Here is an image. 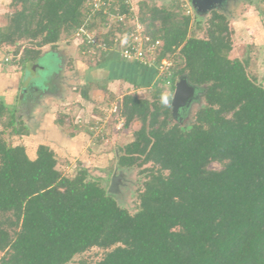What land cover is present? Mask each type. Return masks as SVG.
Instances as JSON below:
<instances>
[{
  "label": "trees",
  "instance_id": "obj_1",
  "mask_svg": "<svg viewBox=\"0 0 264 264\" xmlns=\"http://www.w3.org/2000/svg\"><path fill=\"white\" fill-rule=\"evenodd\" d=\"M88 2L11 0L0 45L13 47L12 63L25 70L42 47L73 41ZM179 10L138 7L145 32L161 42L157 60L174 65L168 94L149 84V98L121 99L124 127L136 120L139 128L119 146L117 165H148L134 213L85 168L72 177L60 172L48 146L29 158L23 145L6 141L5 132L27 135L26 112L0 99V264H67L93 247L104 250L95 264H264V87L249 76L248 58L227 56L223 14L214 11L198 37ZM180 77L203 99L188 126L172 123Z\"/></svg>",
  "mask_w": 264,
  "mask_h": 264
},
{
  "label": "rangeland",
  "instance_id": "obj_2",
  "mask_svg": "<svg viewBox=\"0 0 264 264\" xmlns=\"http://www.w3.org/2000/svg\"><path fill=\"white\" fill-rule=\"evenodd\" d=\"M239 2L241 1L231 0L226 5L232 8ZM251 2L250 11L246 13L247 22L250 20L248 31L234 33L235 30L231 29L227 21L231 32L230 50L227 56L248 58L249 76L264 87V7H258L261 2L263 4V0H251ZM143 3L158 7L172 3L178 5L181 10L179 13H185L180 7V0H138V7ZM189 3L191 34L204 37L211 14L214 11L223 14L222 9L215 5L211 8L198 9L190 0ZM233 9L236 10V7ZM12 11L11 0H0V19L5 25L7 15ZM138 14H141L140 11ZM243 14L244 10L239 9L236 17ZM197 22L200 25L197 26ZM98 31L101 30L98 29ZM56 46L55 50L49 45L44 46L42 55L44 57L40 55L41 58L37 60L39 67H44L43 69L38 67L35 70L38 64H33L25 71L19 66L27 89L25 88L24 93L19 90L16 96L18 100L17 98L13 100L9 108L20 107L25 110L26 115L23 120L27 125L28 133L12 135L5 132L4 138L13 145H23L29 158L35 156L38 145L48 146L55 152V167L60 172L72 177L78 169L85 168L90 177L99 180L106 191L114 196L120 207L134 213L138 204L137 193L145 178L142 170L148 165L120 168L117 165V159L119 146L133 138L139 123L134 120L124 127L113 118L98 135L89 132L87 125L97 118L103 119L111 102L117 101L120 104L124 94L130 93L139 98H149L152 91L149 84L153 81V74L151 75L150 70L147 71L131 62L122 61L117 52L107 53V58L102 64L101 61L97 62L99 57L91 60L87 55L79 53V42L72 41L71 38H62ZM12 52L13 47L5 51L9 63L13 60ZM3 56L4 52L0 51V64L3 63ZM176 56L177 53L173 56L175 60H177ZM7 67L10 66L2 65V69ZM141 73L145 75L142 79L139 75ZM136 82L139 84L136 85ZM7 83L5 82L6 86H8ZM46 84L49 87L38 88ZM199 89L201 88L195 86L192 98L185 106L178 109L185 113L183 119H178V110L175 113L172 112V123H178L181 126L191 124L195 111L203 104ZM168 90L169 88L162 87L164 95L168 94ZM7 97L12 100L9 95ZM43 106L48 107L49 111L37 110ZM53 122L57 124V129L54 127L56 131L52 129ZM209 167L219 169L221 166L217 162H212ZM112 176H116L115 187L113 192H109ZM103 254L104 250L93 247L76 255L67 264H95Z\"/></svg>",
  "mask_w": 264,
  "mask_h": 264
},
{
  "label": "built area",
  "instance_id": "obj_3",
  "mask_svg": "<svg viewBox=\"0 0 264 264\" xmlns=\"http://www.w3.org/2000/svg\"><path fill=\"white\" fill-rule=\"evenodd\" d=\"M88 7L84 23L72 32L73 40L79 42V53L95 60L102 54L117 52L124 61L152 69L154 82L151 86L158 84L169 88V78L174 65L172 59L166 56L157 60L161 42L158 39L152 40L145 32L133 0H89ZM180 7L186 14L189 13L188 0H180ZM100 16L105 21L98 24ZM115 102H111L103 119L97 118L87 125L89 132L97 135L102 133L105 125L113 118L123 125L119 115L120 104Z\"/></svg>",
  "mask_w": 264,
  "mask_h": 264
},
{
  "label": "crops",
  "instance_id": "obj_4",
  "mask_svg": "<svg viewBox=\"0 0 264 264\" xmlns=\"http://www.w3.org/2000/svg\"><path fill=\"white\" fill-rule=\"evenodd\" d=\"M134 1V7L137 8L138 10V0H133ZM228 1H231V0H207V3L206 5H204L205 7H208V8H211L212 6H218L219 9L221 8L222 9V13L223 15L226 17V20L229 21V24L231 25V29H234L235 32L234 33H240L242 30H247L248 31V27H250L248 25V21L247 22V19H246V16L249 11H250V7L252 6V2L251 0H240L241 2L239 3H236L233 7H236V10L233 9V7L231 8V6L228 8V6L226 5ZM232 1H236V0H232ZM238 2V0H237ZM235 3V2H234ZM188 5L190 7V3H189V0H188ZM258 6V5H257ZM263 4L261 2V5L258 6V7H262ZM246 8V9H245ZM239 9L241 10H244V14L243 15H238V17H236V14L238 13ZM224 10V11H223ZM236 13V14H235ZM5 24L3 23V20L0 19V27L4 26ZM7 47L5 46H1L0 45V51L4 52V56H3V63H1L0 65V99L4 102V104L7 106V107H11V103L13 100H15L17 98L18 100V97L17 94L19 92V90H21L23 93L25 91V88L27 89V84H25V82L23 81V74L21 73V70H20V67L19 66H16L14 65L13 63H9L8 61V57L5 56V51H6ZM45 47H42V53H41V56L43 55V51H44ZM45 53V52H44ZM110 53V52H109ZM108 53V54H109ZM40 56V58H41ZM44 57V56H42ZM107 58V55H105V59H103L101 61V64L102 62H105ZM120 58V57H119ZM121 59V58H120ZM39 60V59H38ZM122 60V59H121ZM124 61V60H122ZM6 66H10V67H7V68H3L2 69V65H5ZM34 64H38L35 68V70L39 67V62L36 61ZM133 64V63H132ZM135 65V64H134ZM33 66V64L31 65V67ZM139 67V66H138ZM44 67H39V69H43ZM142 68V67H141ZM145 69V68H144ZM26 70V69H25ZM24 70V71H25ZM34 70V71H35ZM145 70H150L151 71V75L153 74V81L151 83L154 82V73H153V70L152 69H145ZM140 75V78L142 79L143 76H145L143 73L139 74ZM5 82H8L6 86ZM27 83V82H26ZM150 83V84H151ZM50 85V84H49ZM49 87L48 84L44 85V86H41V87H38V88H41V89H45V87ZM10 90V91H8ZM49 90V89H48ZM47 90V91H48ZM11 97V95H13ZM10 96L12 100H10L9 97L7 96ZM7 97V98H6ZM6 98V99H5ZM17 104V103H16ZM38 106V105H37ZM36 109V108H35ZM46 109L49 111L48 107L46 106H43V108H37V110H40V112H46ZM45 110V111H44ZM25 121V120H24ZM39 125V124H38ZM27 126V125H26ZM52 129L54 131H56L57 129V124L55 122L52 123ZM56 129H55V128ZM55 151V150H54Z\"/></svg>",
  "mask_w": 264,
  "mask_h": 264
},
{
  "label": "water",
  "instance_id": "obj_5",
  "mask_svg": "<svg viewBox=\"0 0 264 264\" xmlns=\"http://www.w3.org/2000/svg\"><path fill=\"white\" fill-rule=\"evenodd\" d=\"M194 7L204 8L207 0H190ZM195 86L190 84L185 77H180L175 83L171 99L172 112L175 113L180 107L185 106L194 94ZM116 176H112L109 192H113Z\"/></svg>",
  "mask_w": 264,
  "mask_h": 264
},
{
  "label": "clouds",
  "instance_id": "obj_6",
  "mask_svg": "<svg viewBox=\"0 0 264 264\" xmlns=\"http://www.w3.org/2000/svg\"><path fill=\"white\" fill-rule=\"evenodd\" d=\"M164 103H165V104H168V101L165 100ZM184 115H185V113H184L183 111H179V110H178V119H183Z\"/></svg>",
  "mask_w": 264,
  "mask_h": 264
}]
</instances>
